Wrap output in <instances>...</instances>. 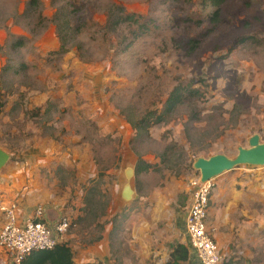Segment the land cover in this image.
I'll return each mask as SVG.
<instances>
[{
  "label": "rangeland",
  "instance_id": "obj_1",
  "mask_svg": "<svg viewBox=\"0 0 264 264\" xmlns=\"http://www.w3.org/2000/svg\"><path fill=\"white\" fill-rule=\"evenodd\" d=\"M213 11L210 0H0V179L20 222L38 208L69 218L60 244L74 264H157L186 218L195 160L264 142V0H226L216 26ZM120 14L147 33L115 24ZM178 86L200 96L156 123ZM140 164L152 168L133 174L125 202V170ZM212 183L211 236L224 222L263 226L264 166ZM260 235L215 239L221 264H264Z\"/></svg>",
  "mask_w": 264,
  "mask_h": 264
},
{
  "label": "built area",
  "instance_id": "obj_2",
  "mask_svg": "<svg viewBox=\"0 0 264 264\" xmlns=\"http://www.w3.org/2000/svg\"><path fill=\"white\" fill-rule=\"evenodd\" d=\"M192 196L184 222L190 249L200 264H221L222 257L206 225L212 180L192 182ZM15 204L3 207L6 220L0 229V250L10 264H21L32 252L52 250L61 243L71 225L69 218L60 216L53 224L45 221V209L38 208L30 218L20 222Z\"/></svg>",
  "mask_w": 264,
  "mask_h": 264
},
{
  "label": "trees",
  "instance_id": "obj_3",
  "mask_svg": "<svg viewBox=\"0 0 264 264\" xmlns=\"http://www.w3.org/2000/svg\"><path fill=\"white\" fill-rule=\"evenodd\" d=\"M226 0H210L211 6L214 8V11L209 17V23L213 26H216L220 20V6ZM141 17H136L134 15H122L116 17L114 20L115 24H124V23H133L136 24L141 30L142 33H147L148 27L145 24L139 23ZM196 23H200L197 21ZM191 49L196 47L197 41H191ZM65 52V50H62ZM190 95L200 96V91L198 89H192L191 87L183 88L181 86L175 87L170 94L168 95L166 101L163 105L162 113L157 116L155 119L156 123H161L165 120L166 116L172 114L176 109L183 105L185 101V93ZM147 121V119H146ZM152 168L148 164H140L134 173L148 172ZM188 250L182 245H177L173 252L171 253V259L173 260L172 264H183L188 259ZM21 264H74L73 262V252L70 247L65 244H58L52 250L48 251H35L29 254ZM91 264V263H87Z\"/></svg>",
  "mask_w": 264,
  "mask_h": 264
},
{
  "label": "crops",
  "instance_id": "obj_4",
  "mask_svg": "<svg viewBox=\"0 0 264 264\" xmlns=\"http://www.w3.org/2000/svg\"><path fill=\"white\" fill-rule=\"evenodd\" d=\"M225 173H227V172H225ZM227 179H228L227 177L223 178V180H227ZM4 190H5V188H4L3 182L0 179V229L3 226V224L5 223L4 217L1 213L3 211L1 209L3 207L9 206L10 204L16 203L12 200V196L14 195V193L9 194L6 190L5 191ZM6 194H8V195H6ZM15 206H16V208H15L16 214H17L18 218H20L21 216L19 217V215H18V213L20 212L19 206L16 204H15ZM44 209H45V221H46V223H48V225L53 224V222L55 220L50 221L47 218V216H48L47 210H46V208H44ZM208 211H209V209H208ZM208 215H209V212H208ZM1 217H2V221H1ZM184 221H185V218H184ZM184 221H183V224H181L180 226L177 225L175 227V230L172 232L171 237L165 241V242H169V243L165 246H159L160 251L156 252L158 254L156 260H159V262L157 264H172L173 260L171 259V253L173 252L174 248L177 245L184 246L185 248H187V250L189 252L188 253V259L183 264H200L196 258L195 253L190 249V247L188 245L187 237L185 236ZM262 225L263 226H261L260 228H257V227L251 228L250 225L248 224V225L240 226V228H236L235 232H234L233 228H231L227 222L219 223V226L217 227L218 229L216 228L217 231L215 230L216 232H214V235L212 237H213L214 242L216 240H218V242H259L262 239L260 234H261V232L264 231V224H262ZM218 242H215L217 246H218ZM221 246H220V248L218 246V250H219V254L222 257V262H224L225 261L224 253H222V254L220 253L221 252L220 249H223ZM224 252L227 253L226 257L228 260L231 251H229L228 247L226 246L224 249ZM7 260H8L7 257H5L4 254L0 251V264H10ZM91 264H94V263H91Z\"/></svg>",
  "mask_w": 264,
  "mask_h": 264
},
{
  "label": "water",
  "instance_id": "obj_5",
  "mask_svg": "<svg viewBox=\"0 0 264 264\" xmlns=\"http://www.w3.org/2000/svg\"><path fill=\"white\" fill-rule=\"evenodd\" d=\"M8 160L9 155L0 149V169L5 166ZM238 166H264V142L260 140L259 135L255 134L248 139V147H239L234 158L216 154L209 158H197L193 163V168L200 173L202 183L213 180ZM124 174L126 181L121 190V197L123 201L128 202L134 194L130 179L135 173L134 170L128 168Z\"/></svg>",
  "mask_w": 264,
  "mask_h": 264
}]
</instances>
